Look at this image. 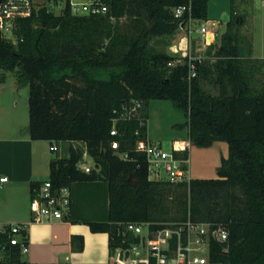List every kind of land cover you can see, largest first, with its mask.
Masks as SVG:
<instances>
[{
    "label": "trees",
    "instance_id": "16d2710c",
    "mask_svg": "<svg viewBox=\"0 0 264 264\" xmlns=\"http://www.w3.org/2000/svg\"><path fill=\"white\" fill-rule=\"evenodd\" d=\"M108 4L109 12L96 16L74 15L68 2L60 14L41 6L16 18L13 39L0 31V83L12 72L17 85L28 87L31 138L84 144L70 145L66 157L54 156L48 180L53 188L70 191L91 183L97 189H88L104 194L105 218L84 221L92 232L109 234L110 250L113 237L120 244L124 223L148 221L154 230L190 217L228 232L225 242H212L207 264H264V85L254 86L264 77V58L242 53L234 14L211 58L175 63V55L150 48L153 39L173 37L191 19L207 22L209 0ZM177 7L187 9L176 16ZM125 15L137 19L131 36L113 32L109 24ZM211 77L215 94L204 87ZM152 99L170 100L187 116V137L173 142L176 157L189 158L190 144L227 142L218 177L178 184L149 179L146 155L137 145L148 139L146 105ZM137 101L141 108L129 116ZM85 152L96 165L90 172L78 168ZM39 183H32V191ZM71 208L72 196L68 218L77 221ZM10 234V226L0 229V247H6L1 263L25 264L21 245L10 244ZM73 240L83 250V236Z\"/></svg>",
    "mask_w": 264,
    "mask_h": 264
},
{
    "label": "crops",
    "instance_id": "0c3cea01",
    "mask_svg": "<svg viewBox=\"0 0 264 264\" xmlns=\"http://www.w3.org/2000/svg\"><path fill=\"white\" fill-rule=\"evenodd\" d=\"M252 3L253 0H209L207 23L219 25L220 22H225L227 24L234 14L245 26ZM255 16L264 25V10L258 12L256 10ZM169 48L168 53L175 55L181 53L183 56L187 49H192V43L182 37L175 43H171ZM251 55L264 58L263 36L258 41L253 39ZM28 100L27 86H19L13 78L8 77L4 83H0V175L9 178L7 182L0 184V229L20 225L22 231L28 233L29 249L21 256L25 264H111L109 234L92 232L90 226L84 221L104 219L107 206L103 207L100 215L97 213L98 209L90 208L89 212L92 211V214L86 216L75 204L78 190L87 187L97 189L95 184L78 183L71 189L72 217L77 221L69 218L41 223L34 221L31 210V185L49 178L50 161L55 155L54 152L60 150V144L63 142L51 143L48 140L31 138ZM64 143H67L69 147L79 145L76 142ZM53 145L57 147L56 150L51 149ZM194 147L191 145L190 150L192 151ZM198 178H209V176L202 172ZM102 187L104 189L102 192L105 193L108 201L106 187L104 185ZM77 235L84 238L83 250H78L73 240ZM2 258L3 255L0 253V264H3Z\"/></svg>",
    "mask_w": 264,
    "mask_h": 264
},
{
    "label": "built area",
    "instance_id": "2783aa9c",
    "mask_svg": "<svg viewBox=\"0 0 264 264\" xmlns=\"http://www.w3.org/2000/svg\"><path fill=\"white\" fill-rule=\"evenodd\" d=\"M74 15L96 16L106 15L109 12L108 0H66ZM59 2L50 1V9ZM63 7V8H64ZM38 6L34 0H0V31L13 39V29L16 18L29 16ZM186 7L174 9L176 16H181ZM191 9V6L188 8ZM53 10V9H52ZM194 20H190V23ZM199 33L203 39L210 33L217 31L209 29L208 23L202 21ZM188 50V49H187ZM184 53V58L190 61L200 59ZM183 61V60H182ZM178 61V62H182ZM196 73L193 70L192 76ZM141 108V102L137 101L128 111V115H135ZM115 127L111 134H116ZM119 143L112 142V147L118 149ZM191 147V144H190ZM51 149H57L55 145ZM137 150L146 155L149 179L154 181H167L172 184L189 182L191 180L189 158H178L173 150H166L160 143L147 139L140 141ZM88 156L84 153L83 159L78 163V168L90 172L91 168L84 165ZM9 180L8 176L0 175V184ZM71 203V191L69 187L61 189L53 188L50 180L39 183L32 191L31 210L34 221L41 223L54 219H68ZM152 222H127L120 226L117 237L120 244L111 250V264H207L210 261V249L213 241L225 242L228 239L227 230L213 222H197L188 217L180 222H165L162 227L152 229ZM130 237L138 238L137 242H131ZM24 235L20 225L11 226L9 242L12 245H21L22 253L28 251V243L23 241ZM5 245L0 247L1 255H4ZM153 262V263H152Z\"/></svg>",
    "mask_w": 264,
    "mask_h": 264
},
{
    "label": "rangeland",
    "instance_id": "374dc122",
    "mask_svg": "<svg viewBox=\"0 0 264 264\" xmlns=\"http://www.w3.org/2000/svg\"><path fill=\"white\" fill-rule=\"evenodd\" d=\"M34 2L38 8L50 5V0H34ZM57 2L61 3V5H55L52 9L55 14H60L66 0H58ZM256 10L257 12L264 10L263 0H253L252 7L249 9V14H247L248 21L246 22V25H242L240 20L234 27V30H236L239 36L240 49L243 54L246 53L247 55H251L252 53L253 39L258 41L262 36L264 38V25H262L260 19L256 18ZM136 20L137 19L134 17L125 15L116 21H110L109 24L111 25L113 32L119 31L124 35L131 36L137 32ZM201 24V20H195L192 21L188 27L181 29L173 37H157L150 42V48L153 50L170 52L169 47L171 43H175V41L184 37L192 43V49H188L187 54H190L193 57L211 58L213 57L215 50L213 46H218L221 43L222 34L226 30V23L220 22L219 25H214L212 23L208 24L209 29L216 30L217 34L213 35L210 33L207 40L203 39L199 33ZM175 56V63L184 60L181 53ZM6 76L10 79H14L12 72H7ZM259 80L260 81L254 83V86L257 88H261L262 85H264V77L260 76ZM204 87L210 93L215 94L218 92V88L214 83V77L205 81ZM146 106L149 140L160 143L166 150H171L173 142L176 139L187 137V116L184 111L177 108L170 100L152 99L148 101ZM179 124H181V127H178ZM79 146L84 147V144L79 143ZM68 150L69 146L67 143L63 142L60 144V150L54 152V156L66 157L68 156ZM228 153V144L225 141H216L207 149L195 146L191 151V161L189 162L191 177L198 178L200 173L203 172L207 177L215 178V176H218L217 170L221 165L222 158L228 157ZM83 163L91 168L95 165L93 159L89 155ZM103 203L104 199L101 192H94V190L88 188H81L77 192V206L86 216L92 214V211L89 212V210L94 205L97 208L99 207V209H102ZM99 209L97 211L98 215L101 213V210Z\"/></svg>",
    "mask_w": 264,
    "mask_h": 264
},
{
    "label": "water",
    "instance_id": "95a60500",
    "mask_svg": "<svg viewBox=\"0 0 264 264\" xmlns=\"http://www.w3.org/2000/svg\"><path fill=\"white\" fill-rule=\"evenodd\" d=\"M237 22H238V20H237ZM98 167V166H97Z\"/></svg>",
    "mask_w": 264,
    "mask_h": 264
}]
</instances>
